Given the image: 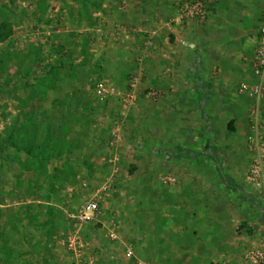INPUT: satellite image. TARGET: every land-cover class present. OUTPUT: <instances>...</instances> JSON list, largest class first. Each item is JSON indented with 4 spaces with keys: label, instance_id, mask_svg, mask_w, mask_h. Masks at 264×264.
I'll use <instances>...</instances> for the list:
<instances>
[{
    "label": "rangeland",
    "instance_id": "rangeland-1",
    "mask_svg": "<svg viewBox=\"0 0 264 264\" xmlns=\"http://www.w3.org/2000/svg\"><path fill=\"white\" fill-rule=\"evenodd\" d=\"M203 1L204 23L187 21L186 0H0V264L239 263L264 240V193L246 181L250 107L233 95L240 78L216 95L218 50L195 34L213 17ZM235 4L209 32L241 56L264 11ZM194 182L221 187L223 235L167 234V202ZM108 183L102 214L82 223Z\"/></svg>",
    "mask_w": 264,
    "mask_h": 264
},
{
    "label": "crops",
    "instance_id": "crops-1",
    "mask_svg": "<svg viewBox=\"0 0 264 264\" xmlns=\"http://www.w3.org/2000/svg\"><path fill=\"white\" fill-rule=\"evenodd\" d=\"M208 1L213 4V10H214L213 17L206 26L202 28H197L195 34H198L197 36L198 38H201L202 34H207L206 36L207 38L205 39L206 40L205 47L210 48V50L211 48L215 51L218 50L217 53H215L216 58L212 61L213 63H210L211 68L214 69V73H212V77L214 76L213 79L216 81V90H217L216 95L225 96L224 100H228L227 98L230 97L232 94L231 85L235 84L234 82L235 79L237 80L240 78L239 80L240 82L236 84L234 87L233 95L237 96L240 99H244L249 104L248 107H250L249 108L250 110L252 106V102L247 97L239 95L237 90H238V86L242 82L257 81L256 77L253 74L250 60L252 59L257 48L259 31L257 32L256 37L252 41L253 43L251 44L252 46L250 47V51L248 49V52H246L245 54L242 53L243 55L240 56V54L237 53L238 54L237 55L235 52L232 51L229 52L223 51L222 49H220L222 46L221 42L220 41L217 42L214 40L212 41L211 37H213V35H211V32L209 31L210 29L211 31L212 29H216L220 25V22L225 23L227 16L239 15L238 12L239 10H236L232 7L226 8V3H229L233 6L236 5L235 2L239 0H208ZM246 1L249 2V7L252 6V11L254 13L257 7L259 8V10L264 11L263 0H246ZM218 28L220 30L221 27ZM188 40H190V38ZM193 47H194L193 42L187 43L184 49L188 53L191 51V48ZM197 47L199 48V44L197 45ZM182 58L185 67L190 68L192 65L194 66L193 63L191 64L189 62L188 57L187 60L184 59V56H182ZM202 60L198 59L196 63L201 64L203 66V63L200 62ZM217 70L218 72L216 74ZM203 72L204 71L201 70L200 73L198 72L199 75L197 76L204 77ZM197 80L199 81V78ZM225 103L228 105H226ZM234 104L237 103L236 102L234 103V101L233 102L227 101V102H223L220 106H226V107L230 106L236 108V105ZM263 106H264V101H263ZM226 107L224 108L226 109ZM220 108L223 109L222 107ZM236 123L238 124V121ZM248 134H249V125L246 126V132H245L246 146L248 153L253 158V155L252 153H250L247 145ZM180 192L182 193L180 199H177L175 202L174 201L167 202V211H166L167 234L169 233V235H175L176 233H178L179 235H207V234L223 235V224H226L229 220H231V217L225 216L223 218L219 206L217 204V202L220 201L221 199V187H217V188L215 187L214 190L212 189L208 191L202 182L199 183L194 182V183H188L187 186H185L183 189H180ZM207 192H209L208 197L206 195ZM207 202L209 204V207L212 208L210 211L211 212L210 215L206 213L205 207L207 206L206 205ZM178 209H181L180 213ZM180 214L181 216L179 217ZM222 255L219 256V259L223 257ZM225 255L232 260L231 255H229L228 253H226ZM215 262L213 261V263Z\"/></svg>",
    "mask_w": 264,
    "mask_h": 264
},
{
    "label": "built area",
    "instance_id": "built-area-1",
    "mask_svg": "<svg viewBox=\"0 0 264 264\" xmlns=\"http://www.w3.org/2000/svg\"><path fill=\"white\" fill-rule=\"evenodd\" d=\"M181 11L184 16H186L187 21L204 23L208 19L207 5L203 0H186ZM147 44L151 45L152 42L150 41ZM250 63L257 81L242 82L237 90L239 95L247 97L252 102L247 145L249 151L253 155V159L246 174V181L248 185L255 190L264 193V20L259 30L257 48ZM133 82V90L128 94L129 97L132 98H134V95L132 94L136 85L139 84V79L136 78ZM119 161V159L113 161L114 175L121 172ZM111 189L112 183L106 184L103 189L94 196V198L86 203L77 217L78 220L82 223H86L98 219L102 214L104 199L107 198L105 195H107ZM111 238L118 240V236L114 234L111 235ZM67 241L69 249L74 252L78 253L79 249H85V245L82 242L80 235H73L69 237ZM133 256L134 251L132 248H128L127 257L132 258ZM214 264H264V240L253 244L250 248L246 249L241 255L239 263L233 262L229 257L224 255Z\"/></svg>",
    "mask_w": 264,
    "mask_h": 264
}]
</instances>
